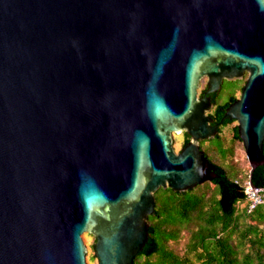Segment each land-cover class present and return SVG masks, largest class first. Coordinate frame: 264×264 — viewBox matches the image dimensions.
Instances as JSON below:
<instances>
[{"label":"water","instance_id":"obj_1","mask_svg":"<svg viewBox=\"0 0 264 264\" xmlns=\"http://www.w3.org/2000/svg\"><path fill=\"white\" fill-rule=\"evenodd\" d=\"M245 73L211 124L209 94ZM225 120L251 177L264 0H0V264H88L83 233L97 264H134L157 190L219 176L200 142Z\"/></svg>","mask_w":264,"mask_h":264},{"label":"trees","instance_id":"obj_2","mask_svg":"<svg viewBox=\"0 0 264 264\" xmlns=\"http://www.w3.org/2000/svg\"><path fill=\"white\" fill-rule=\"evenodd\" d=\"M241 89L242 82L219 103L215 111L218 119L223 114L221 109L233 102L237 98L236 91ZM232 121L225 120L223 125ZM215 138L223 141L219 149L209 142L201 148L206 156L213 157L208 159L216 166L219 176L201 184L196 191L198 185L184 192L171 188L157 190L155 212L148 218V240L134 264H264V203L250 211L245 204L239 211V204L246 199L245 181L264 186V164L257 167L251 177L244 172L232 174L227 167L232 164L225 165L232 149L219 134ZM232 139L242 142L237 125ZM216 155L220 163L214 161ZM209 184L213 185L212 198L207 196ZM183 231L186 240L182 250L177 251L169 242L177 241Z\"/></svg>","mask_w":264,"mask_h":264},{"label":"rangeland","instance_id":"obj_3","mask_svg":"<svg viewBox=\"0 0 264 264\" xmlns=\"http://www.w3.org/2000/svg\"><path fill=\"white\" fill-rule=\"evenodd\" d=\"M244 79H245V77H243L240 80L239 79H236L233 81L225 80V83H224L221 91H219L220 102L225 101L228 98V96L236 88H238L240 86L241 82L243 84ZM206 80H207L206 77H204L200 81V86L198 87V94H200L201 91L205 88ZM239 95H240V90L236 91L237 98L239 97ZM235 125H237L236 120L232 121L231 123L227 124L226 126H223L221 129V133L219 134V136L221 138L225 139L226 142L229 143V145H230L229 147L232 149V151H231L232 153H231V155H229L227 157V159L225 161V165L226 164H232V165L227 166L230 169V172L232 174L242 175L244 172V174L247 176V175H249L250 166L248 164V161H247V158L245 155L243 143L238 141V140L232 139V134H233V130H234ZM208 142L210 144L216 146L218 149L220 148L221 143H223V141L221 139H218V138L216 139L214 137V138H209L207 141H204L203 143H201V147L203 146V148H205L206 145L208 144ZM181 144H182V135L181 134L173 135V146H174V149L176 151L180 150ZM207 156L209 159H211V160L213 159V157L211 155L207 154ZM214 161L220 163L219 157L217 155L215 156ZM204 183H206V182H204ZM200 185L197 186L195 191L200 187ZM207 188H208L206 190L207 196H209V198H212L213 194H214L213 185L209 184L207 186ZM242 207H243V204H239V211L241 210ZM82 238H83L84 243L86 244V248H87V252H86L87 263L88 264H97V259L93 254L94 237L89 233H83ZM185 240H186V232L183 231V234L181 235V237L177 241H170L169 243H170L171 247H173L175 250L181 251Z\"/></svg>","mask_w":264,"mask_h":264},{"label":"built area","instance_id":"obj_4","mask_svg":"<svg viewBox=\"0 0 264 264\" xmlns=\"http://www.w3.org/2000/svg\"><path fill=\"white\" fill-rule=\"evenodd\" d=\"M244 192L246 199L240 204H246L248 206V211L264 203V186H251L250 180H246L244 183Z\"/></svg>","mask_w":264,"mask_h":264},{"label":"flooded vegetation","instance_id":"obj_5","mask_svg":"<svg viewBox=\"0 0 264 264\" xmlns=\"http://www.w3.org/2000/svg\"><path fill=\"white\" fill-rule=\"evenodd\" d=\"M246 76H247V73H245L244 74V77H245V79H246ZM245 79H244V82H245ZM240 80V79H239ZM231 81H233V80H231ZM244 82H243V84H244ZM242 84V85H243ZM243 87V86H242ZM206 89V86H205V88L201 91V93L199 94V95H202V93H203V91ZM220 90V89H219ZM219 90H217V91H215V92H213V93H210L209 94V96L211 97V100H212V102H213V107L210 109V111L208 112V114L212 117V122H211V124H215V123H217L218 121H219V119H218V114L215 112L216 111V109L219 107V103H220V101H219V99H217V95H219ZM240 92H241V90H240ZM215 96H216V98H215ZM240 96V95H239ZM222 110V112L224 111V108L223 109H221ZM224 125H223V123L222 124H220L219 125V127H218V130H219V132H218V134H220L221 133V129H222V127H223ZM181 135H182V144H181V147L180 148H182L189 140H190V136L185 132V131H182L181 133H180ZM217 134V135H218ZM216 135V136H217ZM215 136V137H216ZM209 138H207V139H205V140H202L201 142H200V147H201V143H203L204 141H207ZM186 141V142H185Z\"/></svg>","mask_w":264,"mask_h":264}]
</instances>
